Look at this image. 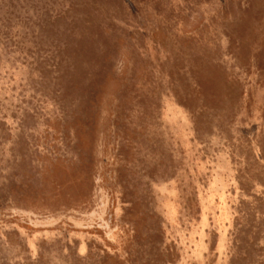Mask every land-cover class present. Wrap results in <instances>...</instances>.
<instances>
[{
	"label": "rangeland",
	"instance_id": "1",
	"mask_svg": "<svg viewBox=\"0 0 264 264\" xmlns=\"http://www.w3.org/2000/svg\"><path fill=\"white\" fill-rule=\"evenodd\" d=\"M0 264H264V0H0Z\"/></svg>",
	"mask_w": 264,
	"mask_h": 264
},
{
	"label": "trees",
	"instance_id": "2",
	"mask_svg": "<svg viewBox=\"0 0 264 264\" xmlns=\"http://www.w3.org/2000/svg\"><path fill=\"white\" fill-rule=\"evenodd\" d=\"M73 140H74L75 143L77 142V145H78V142H80L79 135H78L77 132L74 133Z\"/></svg>",
	"mask_w": 264,
	"mask_h": 264
}]
</instances>
